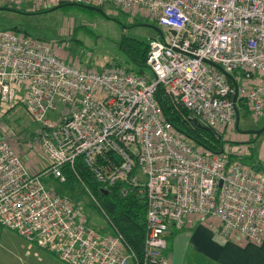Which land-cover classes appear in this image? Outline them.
<instances>
[{
    "label": "built area",
    "instance_id": "obj_1",
    "mask_svg": "<svg viewBox=\"0 0 264 264\" xmlns=\"http://www.w3.org/2000/svg\"><path fill=\"white\" fill-rule=\"evenodd\" d=\"M3 1L34 10L109 5L153 20L167 35L149 43L150 78L70 65L44 42L0 30V105L24 107L39 125L34 141L49 162L42 174L31 173L0 141V229L64 264H167L169 229L195 217L215 220L225 239L263 241L264 173L229 163L224 147L216 154L197 150L165 120L155 93L164 88L217 137L235 129L239 99L252 118H264V0ZM78 159L104 188L121 183L144 194L141 263L121 235L88 227L67 197L46 189L44 174L64 182L62 168Z\"/></svg>",
    "mask_w": 264,
    "mask_h": 264
},
{
    "label": "rangeland",
    "instance_id": "obj_2",
    "mask_svg": "<svg viewBox=\"0 0 264 264\" xmlns=\"http://www.w3.org/2000/svg\"><path fill=\"white\" fill-rule=\"evenodd\" d=\"M11 5L21 9L19 12L0 11V30L16 27L32 39L44 42L55 55L68 64L84 69L97 70L105 64L126 66L127 58L120 51L123 37L129 40L160 39L152 28H157L162 36L167 29L141 15L126 14L109 5H103V14L88 10L57 9L46 13L41 6L35 11L31 4L7 3L0 0V7ZM75 8V7H72ZM154 78L147 70V75ZM0 105V141L8 142L21 156L25 167L34 174H42L49 162L40 154L34 141L39 125L34 123L24 107L17 106L6 113ZM57 113L50 112L48 119L56 120ZM264 127V118H252L245 114L239 116V131H255ZM236 129L228 128L223 132L225 153H234L239 163L257 173H264V131L256 135H243ZM201 151V147H195ZM47 190L67 197L78 211V216L88 227L102 230L103 236L110 234V226L105 221L92 200L87 196L76 197L64 191L60 184L49 174L42 176ZM0 264H64L50 253L37 248L14 232L0 229Z\"/></svg>",
    "mask_w": 264,
    "mask_h": 264
},
{
    "label": "trees",
    "instance_id": "obj_3",
    "mask_svg": "<svg viewBox=\"0 0 264 264\" xmlns=\"http://www.w3.org/2000/svg\"><path fill=\"white\" fill-rule=\"evenodd\" d=\"M58 9H65L67 11L82 10L87 11L83 5H75L72 3H63L52 7L43 8L40 13H46L55 7ZM2 7V6H1ZM14 10L13 12L20 11L21 9L14 8L11 5L4 6ZM75 7V8H72ZM98 8H102L99 6ZM35 11V10H30ZM54 11V10H53ZM11 31H19L16 27L9 29ZM21 32V31H20ZM23 33V32H22ZM151 39L142 40H129L125 37L122 38L119 49L126 56V66L123 68L120 65L111 66L105 64L103 67L98 68V72L107 69H120L125 73H131L136 76H146L147 66L146 59L149 51V43ZM155 101L161 108L165 120L180 134L184 135L187 139L193 141L197 146L201 147L204 151H209L213 154L220 153L223 150L224 140L223 135L217 137L210 129L198 127L193 120V115L174 104L166 95L164 88L159 87L155 93ZM15 108V107H14ZM14 108L8 110H13ZM237 109L240 114H245L251 117L247 104L239 99L237 102ZM35 136V134H34ZM229 163L239 162V158L234 153H229ZM62 174L65 178L63 184L64 191L68 194H73L76 197H89L94 204L92 206L97 208L100 214L104 217L105 221L110 226V234H119L122 236L126 246L132 251L139 263L143 258L144 239L147 234L146 228V202L144 194H142L139 187H132L127 184H116L114 186L104 188L100 185L92 173V171L78 159L73 168L64 166ZM102 233L103 231L100 230ZM174 234L170 235V239ZM206 264H212L207 263Z\"/></svg>",
    "mask_w": 264,
    "mask_h": 264
},
{
    "label": "crops",
    "instance_id": "obj_4",
    "mask_svg": "<svg viewBox=\"0 0 264 264\" xmlns=\"http://www.w3.org/2000/svg\"><path fill=\"white\" fill-rule=\"evenodd\" d=\"M166 241L167 264H264V239L260 244L225 239L215 220L187 219L181 229H169Z\"/></svg>",
    "mask_w": 264,
    "mask_h": 264
},
{
    "label": "water",
    "instance_id": "obj_5",
    "mask_svg": "<svg viewBox=\"0 0 264 264\" xmlns=\"http://www.w3.org/2000/svg\"><path fill=\"white\" fill-rule=\"evenodd\" d=\"M59 7H55L53 9H50L49 11H53V10H57ZM86 9L88 10H93V11H96V12H99L101 14H103V11L98 8V7H90V6H85ZM0 11H11L13 12L14 10L10 9V8H7V7H0ZM17 13H22V12H19V11H16ZM153 30L156 31V33L159 35L160 39L163 38L162 36V33L157 29V28H152ZM220 72H222L224 75H226L230 80H231V77L226 74L219 66L217 65H214ZM234 90H235V93H234V96H233V102L235 103L237 101V89H236V85L234 84ZM193 122L198 126V127H202L204 128L201 123L197 120V119H194ZM238 125H239V112H238V109L237 107H235V129L236 131L240 132L239 131V128H238ZM205 129L208 130V128L205 127ZM264 131V127H262L261 129L259 130H255V131H246V132H240L242 133L243 135H260L262 132Z\"/></svg>",
    "mask_w": 264,
    "mask_h": 264
}]
</instances>
